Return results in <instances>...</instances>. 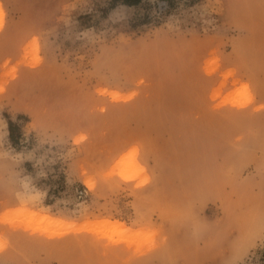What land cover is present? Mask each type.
I'll return each instance as SVG.
<instances>
[{"label":"rangeland","instance_id":"obj_1","mask_svg":"<svg viewBox=\"0 0 264 264\" xmlns=\"http://www.w3.org/2000/svg\"><path fill=\"white\" fill-rule=\"evenodd\" d=\"M0 8V264H264V0Z\"/></svg>","mask_w":264,"mask_h":264},{"label":"clouds","instance_id":"obj_2","mask_svg":"<svg viewBox=\"0 0 264 264\" xmlns=\"http://www.w3.org/2000/svg\"><path fill=\"white\" fill-rule=\"evenodd\" d=\"M3 24V14L0 13V25ZM6 123L3 121V137L2 141H0V171L4 172V180L7 185L13 191V194L16 198L22 200L25 203H34L39 202L42 204L44 199L46 198L47 191L41 190L35 185L34 178L30 175L23 174V169L20 167L21 164L26 160L36 161V166L39 167L44 163V156H40L39 158L35 157L34 152L27 153H17L14 152L11 148H5L4 145L7 143L6 141ZM36 133L38 138V146H43L45 144L48 145H56L50 144L47 142L43 136L37 135L36 130H32ZM43 141V142H42ZM31 153V158L29 159V154ZM43 157V159H42ZM46 173L41 170L37 173V177H43ZM189 230L192 238L194 240H199L203 234V230L201 226L197 223L189 221ZM259 240H256V243ZM7 241L0 239V249H3L7 246ZM249 248L247 251L242 252V254L238 253L234 248L231 257L229 258L230 264H243L244 258L248 255Z\"/></svg>","mask_w":264,"mask_h":264},{"label":"trees","instance_id":"obj_3","mask_svg":"<svg viewBox=\"0 0 264 264\" xmlns=\"http://www.w3.org/2000/svg\"><path fill=\"white\" fill-rule=\"evenodd\" d=\"M114 1H119L121 4L126 5V6H136V5L140 4V2H141V0H113V2ZM7 128H8L9 138L13 142L12 125H11V122H9V121L7 122Z\"/></svg>","mask_w":264,"mask_h":264},{"label":"bare ground","instance_id":"obj_4","mask_svg":"<svg viewBox=\"0 0 264 264\" xmlns=\"http://www.w3.org/2000/svg\"><path fill=\"white\" fill-rule=\"evenodd\" d=\"M0 13H1V8H0ZM0 27H1V25H0ZM34 216V215H33ZM44 227V226H43ZM74 227V226H73ZM73 227H72V229H73ZM41 228H42V226H41ZM69 228V227H68ZM75 230V229H74ZM81 230H83V229H81ZM68 232V231H67Z\"/></svg>","mask_w":264,"mask_h":264}]
</instances>
